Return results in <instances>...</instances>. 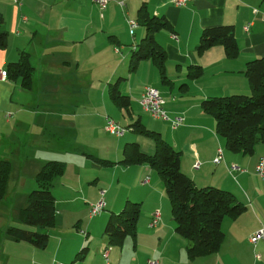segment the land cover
I'll return each instance as SVG.
<instances>
[{
    "label": "crops",
    "instance_id": "crops-1",
    "mask_svg": "<svg viewBox=\"0 0 264 264\" xmlns=\"http://www.w3.org/2000/svg\"><path fill=\"white\" fill-rule=\"evenodd\" d=\"M143 3L151 17L164 18L169 24L154 35L167 56L163 73L152 60L142 61L133 73L129 70L132 52L147 30L139 24L132 36L128 19H137ZM0 12L9 34L7 48L0 49V71L7 72L8 65L17 62L23 52L30 54L34 67L31 89L24 88L20 79L0 78V161L14 165L8 194L0 200V264H67L75 256L78 259L73 263L79 264V253L94 247V241H87L93 230L106 227L125 199L144 204L136 238L129 236L121 247H106L107 241H103L93 251L98 258L90 264H147L149 260L158 264H264V243L250 242L251 236L264 228V179L256 173L264 158V143L255 146L253 155L228 151L217 133L215 118L201 108L208 98L252 95L245 71L250 61L264 58V0H193L179 8L173 0H113L105 11L93 0H23L20 6L7 8L0 2ZM218 26H233L236 57L228 56L221 45L198 53L202 32ZM191 66L201 67L203 75L193 78ZM134 75L143 80L137 82L136 77L133 82ZM119 78L125 79L120 86L122 94L132 102L129 120L144 121L145 114L151 116L142 109L140 98L145 88L157 89L168 118L184 119L174 129L170 121L151 116L156 120L153 132H160L180 153L182 172L198 188L229 191L246 207L238 218L224 220L225 239L218 253L189 259L191 243L176 232L161 178L147 165L129 168L119 163L124 143H138L149 155L156 147L132 130L123 137L106 132L107 119L116 121L124 112L109 95L111 84ZM154 78H161L162 89L152 83ZM159 121L168 125H158ZM218 149L223 150V160L215 164ZM87 155L117 164L103 167ZM51 161L65 163L66 171L55 180L52 190L58 228L47 233L58 238L57 244L53 237V243L41 250L11 240L6 231L10 227L30 229L19 222V211L37 187L36 176L42 166ZM197 162L201 163L199 169L194 168ZM233 165L239 170L232 171ZM106 173L112 178L107 179ZM129 175L136 179L134 194L122 192L106 200L116 178L126 181ZM101 197L108 211L101 213L99 224L82 223L83 218L99 216L92 217L90 211ZM156 211L161 220L152 228ZM69 217L79 219L77 233L68 231Z\"/></svg>",
    "mask_w": 264,
    "mask_h": 264
},
{
    "label": "trees",
    "instance_id": "trees-1",
    "mask_svg": "<svg viewBox=\"0 0 264 264\" xmlns=\"http://www.w3.org/2000/svg\"><path fill=\"white\" fill-rule=\"evenodd\" d=\"M137 20L146 28L147 35L133 50L129 70L133 73L142 61L152 60L163 73L167 56L157 44L154 35L160 30L168 29L169 24L164 18L151 17L147 3L141 6ZM4 24L5 19L0 14V49L7 48L9 41ZM234 32L233 26L205 29L197 47L198 53L203 54L212 47L221 45L226 49L228 56L236 57L238 50ZM33 73L30 54L25 52L21 53L17 62L10 63L7 67L8 78L20 79L26 89L32 88ZM202 73L201 67H190V75L193 78H200ZM245 74L253 91L252 95L208 98L201 103V108L215 118L217 133L225 140L228 151L253 155L255 146L264 143V58L250 61ZM123 81L124 78H119L111 84L109 95L120 109L131 116V98L123 95L120 90ZM128 129L154 139L155 153H143L138 143L126 144L124 157L119 163L126 167L147 165L162 179L165 194L170 201L176 232L191 243L187 251L189 259L218 253L225 239L224 220L238 218L246 212V207L229 191L212 186L198 188L193 180L182 172L180 153L166 142L160 133L147 131L140 119L134 120ZM87 156L103 167L117 164L92 155ZM13 171L12 162L0 161V200L8 194ZM65 171L66 164L60 161H51L42 166L36 176V189L28 194L26 206L19 211V222L35 229L10 227L6 233L11 240L29 243L41 250L48 247L50 235L40 229H51L56 225V199L52 190L55 180L62 177ZM140 216L141 203L126 201L123 209L117 214L113 213L106 224L104 236L108 238L109 244L121 247L129 236L136 238ZM88 251V248H84L79 253L80 258L83 259Z\"/></svg>",
    "mask_w": 264,
    "mask_h": 264
},
{
    "label": "built area",
    "instance_id": "built-area-1",
    "mask_svg": "<svg viewBox=\"0 0 264 264\" xmlns=\"http://www.w3.org/2000/svg\"><path fill=\"white\" fill-rule=\"evenodd\" d=\"M11 1L18 5V4H22L23 0H11ZM93 1L99 6V8L102 11H105L112 0H93ZM189 1L191 0H173V2H175L178 6H184L187 3H189ZM121 6L123 7V3L121 4ZM129 24L131 27V31L138 27V24L135 21H129ZM175 39H177L176 36H175ZM0 78L1 79L7 78V74L5 71H0ZM140 105L144 111L150 113L154 118L163 119L164 121H170L174 129L181 126L184 121V119L181 117H176L172 120L168 118L167 113L164 109V101L161 97V94L155 88H152V87L145 88L140 98ZM105 130L106 132L112 135H115L117 137H123L125 135V130L118 123H116L114 120L110 118H108L107 120ZM222 160H223V150L218 149V155L215 158L214 163L220 164ZM200 166H201V163L197 162L194 168L199 169ZM230 169L232 171L239 170V168L234 165L230 167ZM256 173L259 177L264 179V158H261L260 161L258 162L256 166ZM147 181L148 179H146L145 182ZM106 207H107V203L104 197H102V199H100L96 204L92 205L91 216L95 217L97 215H100L102 212L105 211ZM160 220H161V214L159 211H156L153 214V219L150 223V227L152 228L156 227L159 224ZM250 242L254 245H256L259 242L264 243V228L255 232V234L251 236ZM105 257L107 258L108 254H106ZM148 264H158V263L154 260H151L149 261Z\"/></svg>",
    "mask_w": 264,
    "mask_h": 264
},
{
    "label": "rangeland",
    "instance_id": "rangeland-1",
    "mask_svg": "<svg viewBox=\"0 0 264 264\" xmlns=\"http://www.w3.org/2000/svg\"><path fill=\"white\" fill-rule=\"evenodd\" d=\"M191 1H193V0H191ZM191 1H189V2H191ZM0 2L4 5V7L5 8H7L9 5H12V4H14V5H16L17 6V4L16 3H11V2H9V1H7V0H0ZM173 4L176 6V7H184V6H186V5H184V6H178L175 2H173ZM1 7H3V6H1ZM125 7V4L123 3V8ZM0 13H3V12H0ZM155 17V16H154ZM137 18H138V16H137ZM129 21H135V22H137V24H138V26H139V22H138V20L137 19H131V18H129L128 19V24H129ZM145 28V27H144ZM143 27L141 28L142 30L144 29ZM129 29H130V34L133 36L134 35V32H135V30L136 29H138V28H135L134 30H132L131 31V27H130V24H129ZM172 36H173V38L175 39V36L176 37H178L177 35H175L174 33L172 34ZM132 49V46H130V47H128V50H131ZM6 72V71H5ZM6 74H7V72H6ZM121 77H123V76H121ZM128 76H126V78H127ZM137 77V82L139 81V82H141L142 80H143V78H142V76L141 75H139V76H135L134 75V79H133V82H135V78ZM6 79H8V76H7V78ZM128 79V82H129V78H127ZM3 80H5V79H3ZM152 81V83L153 84H156V86H158L159 87V89H162V81H161V78L159 79H152L151 80ZM127 82H125L124 84H126ZM123 84V85H124ZM181 86V84H179L177 87H180ZM123 91H124V88L122 89ZM125 92V91H124ZM143 109V108H142ZM121 110V109H120ZM146 112V111H145ZM124 113V114H123ZM121 115H120V117L119 118H115L116 119V121H118V124L125 130V133L126 132H128V134H131V131H130V129H128V126L134 121H132V120H129V118H128V115L126 114V112L124 111ZM141 115H142V113H141ZM152 116V115H151ZM150 115H147V114H145V119H144V121H141L142 122V126L145 128V129H147V131L149 130V131H156V130H154V126H155V124H154V122H156V120H154L152 117H151ZM112 118L114 117V116H111ZM176 118V117H175ZM182 118V117H181ZM111 119V118H110ZM155 119H157V118H155ZM160 120H163V119H160ZM115 121V120H114ZM115 121V122H116ZM164 121V120H163ZM163 121H159V123H158V125H160V124H163V125H168L167 123H165V122H163ZM117 123V122H116ZM121 123V124H120ZM215 123H216V121H215ZM127 129H128V131H127ZM130 131V132H129ZM160 133V132H159ZM110 134V133H109ZM128 136V135H127ZM144 136V135H143ZM146 137V136H145ZM124 139V138H123ZM122 139V140H123ZM146 139H148V140H150V142L152 143V144H155V141H154V139H152V138H149V137H146ZM124 147H125V143H124V146H123V149H124ZM155 149V148H154ZM27 153H29L28 151H27ZM155 153V150L152 152V154H154ZM151 154V155H152ZM115 163V162H114ZM131 167V166H130ZM129 167V168H130ZM149 167V166H148ZM154 171V170H153ZM110 172V171H109ZM154 173H155V175L156 176H158L159 177V175L154 171ZM105 177L107 178V179H111L112 178V175H111V173H106V175H105ZM135 181H136V179H134L133 178V176L132 175H129L128 176V178H127V180L125 181V179H121L120 180V182H118V178H116V180H115V182H114V188H113V191L110 193V194H108L107 195V197H106V200H108V198H109V196L110 195H112V196H114V195H117V194H123V193H125L126 195L128 194V195H130L129 193H133L134 194V191H133V189L134 188H136V185H134L133 183H135ZM163 181H162V179H161V183H162ZM118 183H120L121 185L120 186H117V184ZM163 185H164V183H163ZM165 188V187H164ZM35 189H36V187H35ZM133 191V192H132ZM123 192V193H122ZM141 193H143L142 191H141ZM132 196V195H131ZM134 197V196H133ZM126 200L127 199H125V202L123 203V206H121V207H119L118 208V212L117 213H119L122 209H123V207H124V204H126ZM169 200V199H168ZM141 203H142V200H139ZM169 202V206H170V208H171V205H170V201H168ZM143 207H144V204H142V206H141V212H142V209H143ZM108 210H106V211H104L103 213H102V215L103 214H105L106 212H107ZM101 215V214H100ZM99 215V216H100ZM101 215V216H102ZM96 217L95 219H93V220H88L87 218H83V220H82V223L84 222L85 224H87V223H91L93 226L94 225H96V223L97 224H99V221H100V218H101V216L100 217ZM109 219V218H108ZM79 220V219H78ZM78 220H75V217H69L67 220H66V227H67V229H68V231L70 230V229H73V230H75V233H77L76 232V229H75V225L78 223ZM108 221V220H107ZM107 223V222H106ZM106 225V224H105ZM105 227V226H104ZM102 228V230L100 229H94L93 231H94V233L92 232V234L89 236V239L87 240L88 241V244H90V241H94L93 242V244H94V247L92 248L91 246H89V249H90V251H89V253H88V256L85 258V260H83L82 261V259L81 260H79V262H77V263H79V264H90V262H91V260L93 261V260H96L98 257L96 256V254L94 255V252L93 251H95L96 249H98L102 244H103V241H107V246L106 247H109V240H108V238H106L105 236H104V230H105V228ZM20 228V227H19ZM25 228H31V229H35V228H33V227H27V226H25ZM58 227H55V228H52V229H40V231L41 232H53V231H55L56 229H57ZM85 231V230H84ZM68 233V232H67ZM82 234V233H81ZM49 235H51V234H49ZM84 238H85V236L84 235H82ZM54 237V239H55V241H56V244H57V237L55 238V236H53ZM52 237V235H51V237H50V243L52 244L53 243V238ZM93 237H95L94 239H93ZM87 244V245H88ZM111 247V246H110ZM106 249V248H105ZM62 254H63V257L66 255L65 254V252L63 251L62 252ZM74 259H78L77 258V256H75V258H73V260H71L69 263H67V264H74L73 263V261H75ZM57 264H64V263H57Z\"/></svg>",
    "mask_w": 264,
    "mask_h": 264
},
{
    "label": "bare ground",
    "instance_id": "bare-ground-1",
    "mask_svg": "<svg viewBox=\"0 0 264 264\" xmlns=\"http://www.w3.org/2000/svg\"><path fill=\"white\" fill-rule=\"evenodd\" d=\"M18 5L20 6L21 4H18ZM7 76H8V74H7ZM149 261H151V260H149ZM149 261H148V263H149ZM154 261H156V262L158 263V261H157V260H154ZM148 263H147V264H148Z\"/></svg>",
    "mask_w": 264,
    "mask_h": 264
}]
</instances>
